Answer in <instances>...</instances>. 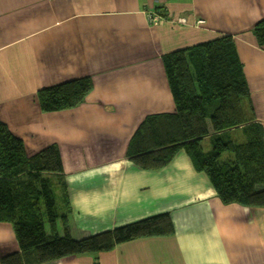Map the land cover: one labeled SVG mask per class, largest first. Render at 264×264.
<instances>
[{
	"label": "crops",
	"instance_id": "1",
	"mask_svg": "<svg viewBox=\"0 0 264 264\" xmlns=\"http://www.w3.org/2000/svg\"><path fill=\"white\" fill-rule=\"evenodd\" d=\"M160 7L170 19L150 24ZM263 18L264 0H0V120L28 155L59 146L72 236L164 212L175 227L46 264H264V207L224 203L184 150L158 170L126 155L148 114L175 111L163 55L222 35L235 39L264 129V48L252 32ZM82 76L94 82L84 103L42 111L41 88ZM16 252L0 222V258Z\"/></svg>",
	"mask_w": 264,
	"mask_h": 264
},
{
	"label": "trees",
	"instance_id": "2",
	"mask_svg": "<svg viewBox=\"0 0 264 264\" xmlns=\"http://www.w3.org/2000/svg\"><path fill=\"white\" fill-rule=\"evenodd\" d=\"M153 12L164 22L170 19L163 7ZM252 32L264 48V18ZM163 63L175 111L148 114L128 144L127 157L141 169L158 170L184 150L224 203L264 207V188L257 189L264 184V129L233 36L176 49L163 55ZM93 88V78L82 76L41 88L37 95L42 111L53 112L81 105ZM206 139L207 150L202 145ZM64 175L57 144L28 155L23 140L0 120V222L12 224L20 247L1 257L0 264H46L174 234L172 217L164 212L74 238Z\"/></svg>",
	"mask_w": 264,
	"mask_h": 264
},
{
	"label": "built area",
	"instance_id": "3",
	"mask_svg": "<svg viewBox=\"0 0 264 264\" xmlns=\"http://www.w3.org/2000/svg\"><path fill=\"white\" fill-rule=\"evenodd\" d=\"M148 16V20L151 24L154 25H159L161 24L165 19L163 17L160 16V14L156 13V12H149L147 13ZM179 23H186V19L185 18H179L178 19ZM204 20H200L199 23H203Z\"/></svg>",
	"mask_w": 264,
	"mask_h": 264
},
{
	"label": "rangeland",
	"instance_id": "4",
	"mask_svg": "<svg viewBox=\"0 0 264 264\" xmlns=\"http://www.w3.org/2000/svg\"><path fill=\"white\" fill-rule=\"evenodd\" d=\"M202 145H203V148H204L205 150H207V149H209V148L211 147V146H210L209 139L204 140ZM262 188H264V184H259V185L257 186V189H262ZM59 223H60V220H59Z\"/></svg>",
	"mask_w": 264,
	"mask_h": 264
}]
</instances>
